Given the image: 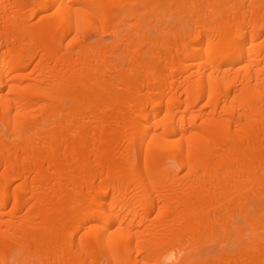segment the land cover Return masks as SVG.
Segmentation results:
<instances>
[{
  "label": "bare ground",
  "instance_id": "1",
  "mask_svg": "<svg viewBox=\"0 0 264 264\" xmlns=\"http://www.w3.org/2000/svg\"><path fill=\"white\" fill-rule=\"evenodd\" d=\"M0 256L264 264V0H0Z\"/></svg>",
  "mask_w": 264,
  "mask_h": 264
},
{
  "label": "rangeland",
  "instance_id": "2",
  "mask_svg": "<svg viewBox=\"0 0 264 264\" xmlns=\"http://www.w3.org/2000/svg\"><path fill=\"white\" fill-rule=\"evenodd\" d=\"M7 208H9V205L7 206ZM0 259L3 260L1 256H0ZM1 262H2V261H1ZM1 262H0V264H1Z\"/></svg>",
  "mask_w": 264,
  "mask_h": 264
}]
</instances>
